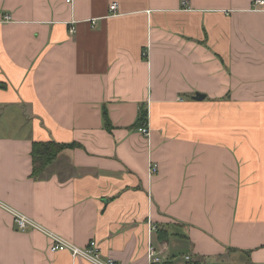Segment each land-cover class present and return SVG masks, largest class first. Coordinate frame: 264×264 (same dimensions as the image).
Returning a JSON list of instances; mask_svg holds the SVG:
<instances>
[{
  "label": "crops",
  "instance_id": "crops-1",
  "mask_svg": "<svg viewBox=\"0 0 264 264\" xmlns=\"http://www.w3.org/2000/svg\"><path fill=\"white\" fill-rule=\"evenodd\" d=\"M184 1L0 0V202L118 264H148L151 225L169 264H264V7ZM49 140L80 147L38 181ZM0 264L90 263L0 208Z\"/></svg>",
  "mask_w": 264,
  "mask_h": 264
},
{
  "label": "built area",
  "instance_id": "built-area-1",
  "mask_svg": "<svg viewBox=\"0 0 264 264\" xmlns=\"http://www.w3.org/2000/svg\"><path fill=\"white\" fill-rule=\"evenodd\" d=\"M188 0L184 1L187 4ZM71 3V0H68ZM264 7V0H256L253 4L254 11H261ZM110 10L113 16L118 15V4H112ZM5 21H11L10 16L5 17ZM92 26H95L96 20H91ZM71 34L76 33V28L72 27L70 29ZM139 132L149 141L151 137V129L149 127V120L139 128ZM158 172L157 164H150V176L155 175ZM0 208L4 209L13 216L15 227L18 231H37L44 234L50 241V252L52 253H68L71 255L74 261L78 259L85 260L90 264H118L113 258H104L101 249L96 241H91L89 245L85 248H80L72 242L64 239L55 232L47 229L36 221L32 220L22 212L16 210L15 208L0 202ZM158 227L151 225L149 228V237L147 244V259L148 264H169L170 259L168 257V245L163 242L160 249L156 247L154 241V235L157 232ZM186 264H218L214 261H201L196 260L192 255L185 256Z\"/></svg>",
  "mask_w": 264,
  "mask_h": 264
},
{
  "label": "trees",
  "instance_id": "trees-1",
  "mask_svg": "<svg viewBox=\"0 0 264 264\" xmlns=\"http://www.w3.org/2000/svg\"><path fill=\"white\" fill-rule=\"evenodd\" d=\"M0 89L6 90L7 84L0 82ZM103 119L106 130L112 131L113 126L109 119L108 111L104 109ZM148 119V111L142 110L140 118L136 124V128L139 129ZM77 143L65 144L59 143L54 140L49 141H35L32 145V162L33 172L32 178L35 180H44L47 178V171L52 168L58 161L59 156L66 149L79 148ZM159 228V227H158ZM166 232L159 229V238L165 240ZM235 250V249H234ZM237 251V250H235Z\"/></svg>",
  "mask_w": 264,
  "mask_h": 264
},
{
  "label": "water",
  "instance_id": "water-1",
  "mask_svg": "<svg viewBox=\"0 0 264 264\" xmlns=\"http://www.w3.org/2000/svg\"><path fill=\"white\" fill-rule=\"evenodd\" d=\"M205 98H206V97H205V95H203V94H197V95L195 96V100H198V101H203Z\"/></svg>",
  "mask_w": 264,
  "mask_h": 264
}]
</instances>
